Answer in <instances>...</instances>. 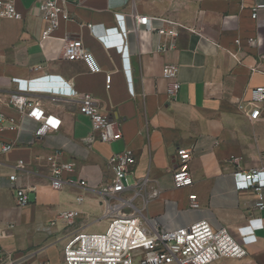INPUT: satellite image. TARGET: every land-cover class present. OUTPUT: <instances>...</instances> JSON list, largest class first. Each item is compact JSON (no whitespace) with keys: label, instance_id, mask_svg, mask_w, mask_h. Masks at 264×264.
<instances>
[{"label":"crops","instance_id":"0c3cea01","mask_svg":"<svg viewBox=\"0 0 264 264\" xmlns=\"http://www.w3.org/2000/svg\"><path fill=\"white\" fill-rule=\"evenodd\" d=\"M39 3L17 0L21 22L0 23V111L17 125L0 132L5 264H65L68 236L107 230L102 187L114 177L110 157L126 149L134 152L136 165L121 197L157 193L143 211L147 227L176 230L206 222L214 230L227 229L247 251L243 259L218 264H264V209L257 207L259 194L241 190L235 176L264 168V108L257 122L240 109L254 88L264 86V9L257 20L251 17L264 0H63L71 20L61 23L44 49ZM135 14L150 17L153 30H137ZM170 23L182 25L176 39L157 33L172 29ZM65 37L80 39L103 73L67 61L60 42ZM172 44L174 49L161 51ZM166 65L179 67L181 88L174 100L162 74ZM75 91L91 95L101 113L119 123L120 141L86 142L92 122L80 113ZM14 93L60 120L59 130L37 138L39 123L9 105ZM6 144L14 147L3 153ZM178 149L193 151L190 188L173 184ZM56 152L76 164L64 178L87 187L65 183L52 189L47 158ZM20 161L23 170L17 169ZM12 175L27 189L26 207L17 205ZM260 194L264 200V190ZM192 195L198 208L191 206ZM134 204L143 208L141 198ZM65 212L76 213L72 226L60 218Z\"/></svg>","mask_w":264,"mask_h":264},{"label":"built area","instance_id":"2783aa9c","mask_svg":"<svg viewBox=\"0 0 264 264\" xmlns=\"http://www.w3.org/2000/svg\"><path fill=\"white\" fill-rule=\"evenodd\" d=\"M39 11L43 15L45 28L42 31L40 46L54 38V33L60 28L63 21L71 20L69 11L63 4V0H39ZM17 0H0V23L4 20L20 21L23 16L17 10ZM264 9V5H258L252 11V19L257 20L258 14ZM136 29L145 27L152 31V19L148 16L133 15ZM158 20V19H156ZM172 29L160 28L159 36H167L176 39L179 36L178 28L182 25L170 23ZM179 26V27H178ZM63 45L64 58L69 62L80 61L85 64L91 74H101L103 70L96 57L91 53L80 39L65 37L60 39ZM239 44V41L237 42ZM175 45L162 46L161 51L174 49ZM163 77L169 82L168 95L171 100L177 96L181 84L178 80L179 67L166 65L163 69ZM113 75L106 74V88L110 89ZM75 95L78 93L75 91ZM79 96L80 113L89 117L92 122V132L86 139L92 145L98 139L101 143L111 144L122 139V131L118 122L103 115L99 107L89 94ZM248 106H240L251 122H257L261 118L264 108V86H259L251 91ZM9 105L18 108L29 118L39 123L36 132L37 138H42L50 132L59 130L61 121L53 115L46 114L39 103L30 101L21 93H14L8 97ZM8 127L6 128V124ZM17 130L14 120L8 122L6 116L0 111V132L4 130ZM13 144L2 147L3 153L13 149ZM193 151L190 149H178L175 157V170L173 172V184L176 189L192 187L194 180L191 171ZM132 150L126 149L120 154L110 157L109 165L114 173L112 182L102 187L105 196V218L109 225L106 231L100 233L76 232L68 236L63 247L65 264H218L224 260L243 259L247 251L239 244L227 229L214 230L208 223L203 222L191 227L176 230L161 229L158 226L152 228L144 224L146 205L157 196L143 197L136 192L132 198L121 197L129 189L128 176L136 165V158ZM61 153H54L47 158L50 167V181L52 189L59 191L64 184L87 187L85 181L75 182L64 178L75 172L76 164L73 161H62ZM237 161V160H236ZM17 169H25V164L20 161ZM236 183L241 190H253L259 194L257 207L264 209V200L260 194L264 190V168L255 169L248 173H236ZM10 181L15 187L17 205L26 207L29 205L27 189L18 187L17 176L12 175ZM146 184V183H144ZM141 198L143 208L139 209L134 202ZM83 199L78 198L81 202ZM191 206L198 208L197 196L190 197ZM76 213H60L68 226L73 225ZM1 237V234H0ZM6 255L0 241V264H5Z\"/></svg>","mask_w":264,"mask_h":264},{"label":"rangeland","instance_id":"374dc122","mask_svg":"<svg viewBox=\"0 0 264 264\" xmlns=\"http://www.w3.org/2000/svg\"><path fill=\"white\" fill-rule=\"evenodd\" d=\"M104 231H106L105 229L103 230V229H98V230H93V231H91L90 233H100V232H104Z\"/></svg>","mask_w":264,"mask_h":264}]
</instances>
